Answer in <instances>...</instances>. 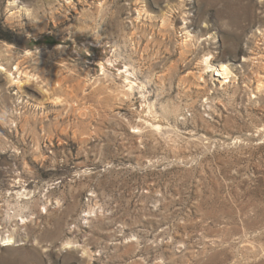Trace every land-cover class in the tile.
I'll use <instances>...</instances> for the list:
<instances>
[{
    "label": "rangeland",
    "instance_id": "374dc122",
    "mask_svg": "<svg viewBox=\"0 0 264 264\" xmlns=\"http://www.w3.org/2000/svg\"><path fill=\"white\" fill-rule=\"evenodd\" d=\"M0 237V264H264V0H0Z\"/></svg>",
    "mask_w": 264,
    "mask_h": 264
},
{
    "label": "bare ground",
    "instance_id": "6f19581e",
    "mask_svg": "<svg viewBox=\"0 0 264 264\" xmlns=\"http://www.w3.org/2000/svg\"><path fill=\"white\" fill-rule=\"evenodd\" d=\"M80 49V48H79ZM81 50V49H80ZM82 50H88L86 46L83 47ZM81 53V52H80ZM82 54V53H81ZM207 64V61L205 62ZM101 69L103 70V66L101 67ZM220 72L225 75L227 74V69L222 65L221 66V69H220ZM16 74L17 73V76L18 77H21L22 76V72H20L18 70L17 67H15L14 69V72H11L10 74L7 75V79L10 81V82H13L14 78H13V74ZM26 76V74H24ZM125 78H124V81H127V85L126 87L129 89V90H132L133 89V84L136 82L134 80H132L131 78V73H129L128 71H125ZM153 107V106H152ZM142 112H145V113H148V114H152L153 115V111L151 109V107L149 106H143V110ZM155 116V115H154ZM153 122H155V125L156 127H159V124L156 122V119L153 118ZM13 243L12 239L11 238H1L0 237V245L2 247H7V246H10L11 244Z\"/></svg>",
    "mask_w": 264,
    "mask_h": 264
}]
</instances>
